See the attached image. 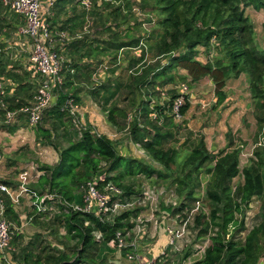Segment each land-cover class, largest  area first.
Listing matches in <instances>:
<instances>
[{
    "label": "trees",
    "instance_id": "trees-1",
    "mask_svg": "<svg viewBox=\"0 0 264 264\" xmlns=\"http://www.w3.org/2000/svg\"><path fill=\"white\" fill-rule=\"evenodd\" d=\"M144 3L152 5L149 0H144ZM133 4V0L103 1L101 4L93 0V6L87 9L81 0H53L49 5L45 19L55 32V41L62 42L57 34L60 31H67L71 36L66 43L62 42L70 59L64 62V81L56 89V101L43 115V120L51 127L42 124L39 127L41 138L49 139L59 154V160L52 166L40 167L44 174L30 187L39 197L45 194L52 196L45 199V210L40 211L33 206L35 222L38 223L41 217H49L51 223L64 227L65 241L60 239L58 228H49L60 243L68 241L70 252L56 247L50 250L51 247L44 245L41 230L26 241L24 232L16 228L21 223L13 201L2 193L6 215L16 224L14 233L17 231V235H13L12 246H19V251L15 247L11 252V261L14 264H113L119 253L125 256L130 251L136 253L132 231L139 206L116 216L111 211L116 197H113L111 209L105 215L76 210L73 206L84 204L85 188L91 180L99 188L115 183L122 188L123 196H135V199L140 190L123 181L143 174L176 185V192L183 201L175 207L163 206L169 214H179L200 204L196 206L194 227L198 228L197 238L208 237L209 244L203 255L190 263L185 262L190 253L187 250L180 264H258L264 256V141L257 144L254 156L242 170L241 152L248 143L237 139L231 129L227 132L226 147L216 153L207 148L204 137L191 149L186 148L184 154L170 142L185 122L191 100L187 94L181 107L183 119L178 123L172 114L173 101L178 96L176 86L187 83L191 88L204 77H210L215 84L217 104H220L226 98L224 88L227 81L238 78L242 73L249 77L255 101L258 130L253 143L264 138V48L258 45L254 23L246 13L249 7L264 10V0H154L153 10H158L161 17L157 28L151 31L138 20ZM90 18L97 22L92 27ZM95 26H100L102 33L109 34L106 39L98 40L96 46L89 42L91 36L86 32ZM200 47H204L207 62L198 59ZM126 48L142 51L138 57L130 55V81L97 84L90 92L94 98H102L103 105L126 94L123 98L129 105L121 107L116 98L107 109L108 119L132 141L140 144L160 167L120 152L116 141L91 126L76 127L77 117L68 106L69 100L75 105L81 101L80 89L75 87V82L82 79L80 75L85 82L91 80L89 65L75 60L76 54L84 51L80 55L82 58L95 52L111 53L117 60L119 52ZM2 56L0 82L5 81L4 86L2 84L8 92L5 99L11 108L28 104L36 93L34 85L26 80L25 73L22 75L17 71L18 67H9L8 60ZM180 69L187 70V74H181ZM7 80L10 85L6 84ZM178 81L181 83L177 84ZM166 86L171 87L165 99L161 100V90ZM11 89H14L13 95H10ZM102 89L105 94L100 96ZM2 122L10 131L16 128ZM59 130H63L62 135L68 139V145L63 148L52 139ZM241 171L244 181L235 185L234 179ZM97 173L99 177L93 179ZM204 176L207 180L203 185ZM0 182L15 187L9 180ZM202 185L205 197L197 193ZM254 198L261 201L259 219L249 228L246 211ZM202 204H208L210 211H204ZM119 232L126 247L116 245ZM73 241L76 244L71 246ZM111 241H115L114 247ZM115 249L118 254L114 256ZM168 250L170 254L160 264H170L171 257L179 253L173 246Z\"/></svg>",
    "mask_w": 264,
    "mask_h": 264
},
{
    "label": "crops",
    "instance_id": "crops-1",
    "mask_svg": "<svg viewBox=\"0 0 264 264\" xmlns=\"http://www.w3.org/2000/svg\"><path fill=\"white\" fill-rule=\"evenodd\" d=\"M44 4H45V6L42 5V13L45 16L46 13L49 11V0H45ZM10 13H12V14L9 16L10 23L7 24L8 28L3 27L2 29H4V30L9 29V33L7 34V36H10V34L13 33L14 35H16V38L17 37L19 38V40L14 41V37H13V40L8 38L7 40L9 41L10 44L4 48V50H6V52L1 51V55H3L2 58L5 57L3 59L8 60L9 67H11L12 65L15 67H18L17 71L19 73H21L22 75H23V73L26 74V75H24V77L26 78L27 81H29L30 83H32L34 85L35 89H33V91L35 90V92H36L38 85L40 84V82L43 79V76L40 73H38L37 71H35V69L33 68L31 61H30V55L32 52V48H33L32 45L33 44L29 38L19 34V27L21 25H23V23H24L23 18L16 13H13V12H10ZM92 19L93 18H91V20ZM92 23L96 24L97 22L94 21V19H93ZM127 26L128 25H126L125 27H127ZM96 29H98V30H95V32H97V37L90 38V41H89V42H94V44H93L94 46H96V44L99 43L98 40L106 39L107 36L105 37V35L109 36V34L107 32L102 33L103 29H101L100 26L96 27ZM102 36H104V37H102ZM55 47L63 54L65 60L70 59V55L68 54L67 47H65V44H62V42H60V40L55 41ZM10 48H12V49L15 48V50H16L15 60H12V50L10 51ZM130 50H131L130 48H126L123 51L119 52V54H122V56L121 57L119 56L120 58H118L117 60L113 59L114 55L111 53L103 55L101 53L95 52L91 56L85 55L81 58L80 55H82V53L84 51L81 50L80 52H78L76 54L75 60H78L80 64H84V65L88 64L89 65V68L91 70V73H90V75H91L90 79L91 80H90V82H85L84 78L81 74L80 76L82 77V79L77 80V82H75V87L77 86L80 89L79 94L81 97V101L77 105V110H78V107H79V109L81 108L80 114L82 115V122L85 124L84 126H91L98 133L106 134L111 139L116 141L119 144L118 148H119L120 152H122L124 154H128V155H132L134 157H137V155H133L131 153V150L134 149L133 146H138L141 149V150H139V152L143 151V153H145L146 151L140 146V144L132 141L129 137L127 138V136L124 137V135L122 133H125V132L118 130L117 126L114 125L112 122H110L108 119V110L107 109L110 107L112 102L117 97L115 99H112L109 103H106V105H103L102 104L103 103L102 98L98 100V99L94 98L92 93L90 92L91 91L90 89H92V87L97 85V84H102V83H106V82L110 81L112 83L111 85H113V83H116L117 80H120L119 79L120 74H121L120 69H123L122 66L127 65V70L130 73V67H129L130 66V55H133ZM4 52L6 53V55H4ZM141 53H142V51L139 50L137 53L138 56H140ZM134 56H136V55H134ZM148 57L149 56H147V58ZM198 59L201 60L202 62H207L208 56L203 51L201 53L200 57H198ZM180 70H181V74H187V70H185V69H180ZM84 72H85V70H84ZM204 78H206V77H204ZM207 78H209L211 80V84L213 86L211 93H213L212 96H214L215 95V84L210 77H207ZM8 82L9 81L7 80L6 84L10 85L11 82H9V83ZM0 83H1L0 85H2L3 83H5V81H1ZM199 83H201V80L197 83V86H196L197 87L196 89L197 90L199 89L200 93L196 92V94H194V93L191 94L190 108L185 115V122L183 123L182 127L178 131V134L176 133L175 139H173L171 141V144L181 145L186 141L187 142L190 141L189 142L190 144L194 143V145H195L200 141V139L202 137H204V141H205L207 148L210 151L216 153L219 150H222L226 147V145L228 143L227 132L229 129L232 130V133L235 135V137L237 139H241V137L243 139H245L244 130L246 129V127L244 125V118H243L244 114L247 111V108L251 107L250 109L252 111L255 110L254 109L255 101L252 98V93H251V89H250V85H249L248 75L246 73H242L238 78H231L227 81L226 86L224 88V90L226 92V98L220 104H217V100H218L217 97H213V102H211V103L209 102L210 104L206 103L204 99L203 100L199 99V94H203L202 86L199 85ZM170 87L171 86H166L164 89L161 90V96H159V97H162L161 100L165 99V96L167 95V90ZM176 88L178 91L179 85L176 86ZM113 89H114V87L112 88V90ZM7 93L8 92H6V94ZM13 93H14V89H11L10 95H13ZM104 94H105V90L102 89L100 92V96H103ZM118 94L120 95V93H118ZM118 94H117V96H119ZM85 96H87L88 98H90V96H91L93 99L90 98V99L85 100L84 99ZM83 100H84V102H83ZM161 100H159V101H161ZM54 101H56V99ZM85 101L86 102L90 101L89 106H87V104L85 105ZM92 102H93V106H92ZM194 103H196V105ZM94 104H95V107H94ZM197 105H199V108ZM250 109H249V111H250ZM42 122H43V120H42ZM3 125H6V124H4L2 122V120L0 119V131L1 130L10 131V129L8 127L3 126ZM10 126L16 127L15 129H21L24 126H26V127H37V126L30 125L27 121L26 116L23 114L20 115L19 119L14 124H11ZM15 129H13V130H15ZM13 130H11L10 132H12ZM60 131L61 130H59L58 132H60ZM183 131H187V134L182 135L181 132H183ZM119 134H121V135H119ZM6 149H7L6 147H4V146L1 147V145H0V180H9L12 182L13 185H15V191L18 194V197H17L18 202L14 203V207L19 214L20 223H21L20 226H19V224H17V225L15 224V225H16L17 230H21L25 234L27 225L29 224V220H31L32 219L31 216L34 215L33 205H32L33 199L31 198L30 194L22 193L21 183L23 180L21 177L17 181H14L12 179L10 180V179H7L4 177L2 169H5V164L3 163V161H4V158L6 156L7 157L9 156V155H7ZM58 160H59V154L57 152L56 159L53 163H51V165L57 163ZM31 165L32 166L29 167L31 169V173L29 171H27L28 169L24 171V172H27V180H26L27 184L26 185L28 187H30V185H32V184H36L38 182L39 178L41 177V175L44 174V171L40 170V169H35V171H33V169L35 167L33 164H31ZM13 168L14 167H11L9 171L5 170V173L13 171ZM2 183H4V182H2ZM156 189H157L158 197L155 201H150L151 202L150 207H152L154 210H157V211L159 210V212L162 213V214H160L159 212H158V214L156 213L157 215H156L155 219H157V220L153 219L154 217L151 216L150 213H147V215L144 213L145 211L150 210L148 207L141 208L139 206L140 210H142L141 211L142 216H148L147 220H150V222H149V225H150L149 236L147 235V237L145 238L144 237L145 233H142L143 232L142 230H138L137 231L138 237L136 235L133 238L134 239L133 242L136 245V247L133 250L142 259L139 261L140 264H145L147 262V260H149L150 258L159 256L165 250H168V249L172 250V246L170 245V241H169L170 235L168 234V231H166L162 225L165 222V219H163L166 217L165 215L169 216L170 214L165 209H160V207L158 209L157 202H158L159 198H161V196H163V193L160 191V189H158V188H156ZM140 215L141 214H139V216ZM139 216H138V218L141 219V217H139ZM38 221H39V219H38ZM135 226H136V224H135ZM152 226H154V227H152ZM143 230H144V232H146V229L143 228ZM26 233H27V231H26ZM26 238L30 239V238H32V235H27ZM140 238L144 239L143 242L139 241ZM137 240H138V242H137ZM124 247H126V245H124ZM204 249L202 250V254H200L198 258H200L203 255ZM187 250H190V249H188V247L183 248L181 253H180L181 258L177 260L178 263L173 262V264H180L181 261H183L182 258L185 256V252H188ZM119 254H121V253H119ZM128 254H129V252L126 255H128ZM119 256H123L124 261H120ZM194 256H196L195 251H191L189 253V256L186 258L185 262L186 263L192 262L193 260L196 259V258H194ZM3 258L4 257L0 254V264H5L4 263L5 260ZM126 258H127V256H125V255H118V258L113 263L114 264L115 263L116 264H118V263L119 264H130V263L131 264H137L138 263V262L132 263L131 261L127 260L128 258L127 259ZM258 264H264V256Z\"/></svg>",
    "mask_w": 264,
    "mask_h": 264
},
{
    "label": "rangeland",
    "instance_id": "rangeland-1",
    "mask_svg": "<svg viewBox=\"0 0 264 264\" xmlns=\"http://www.w3.org/2000/svg\"><path fill=\"white\" fill-rule=\"evenodd\" d=\"M44 2H45V0H41V4L45 6ZM99 2L101 3V0ZM149 2H152L151 6L146 5V3H144V0H133V3H134L133 5H134V12L137 14L138 20L143 23V25H144L143 27H145L146 29L151 31L153 28H157V22H158L159 18L161 17V15H160V12L158 10H156V11L153 10L154 0H149ZM246 13L250 16L252 22L254 23L255 38H256L258 45H260L261 47L264 48V28H263L264 10L263 9L262 10H255L254 8L249 7V8H247ZM11 14L12 13H10L8 11V9L3 4L0 5V55H1V51L6 52V50H4V48L10 44L9 41L7 40L8 38L13 40V37H14V41L19 40V38L17 37L18 38L17 39L16 35H14L13 33H11L10 36H7V34L9 33V29H7V30L2 29L3 27L8 28L7 24L10 23L9 16ZM92 20L90 18L89 24L91 25V27L93 25ZM123 27H124V29L126 28L125 26H123ZM89 29H91V28H89ZM89 29H87L86 32L91 36V38L97 37V32H95V28H93L91 30H89ZM92 35H93V37H92ZM106 36L108 37V35H105V37ZM102 37H104V36H102ZM133 49L130 50L132 52V54L138 56L137 53L140 49L139 48H133ZM203 49H204L203 47H200V52L198 54L199 55L198 57H200L201 53L204 51ZM11 50H12V60H15L16 50H15V48L14 49L10 48V51ZM5 52H4V55H6ZM214 53L216 54V51ZM119 56L121 57L122 54H119ZM3 58H5V57H3ZM122 67H123V69H120L121 74H120L119 79L122 80L123 83H127L128 81H130V73L127 70V65L122 66ZM179 72L181 73V70H179ZM179 83H181V81L177 82V84H179ZM199 85H201L202 89H203V94H199V99H202V100L204 99L206 103L213 102V97H217V95L215 93V95L212 96L213 93H211V90H212L213 86L211 84V80L206 77L203 80H201V83H199ZM3 86H4V84H3ZM196 86H197V84H195L193 87H191L190 97H191L192 93L196 94V92H199V89L197 90ZM125 95H126L125 93L123 95L121 94L120 97L118 98V101L120 103L119 105L121 107H126L127 105H129L128 101H124L123 97ZM90 98L93 99L91 96H90ZM90 98H88L87 96L84 97L85 100L90 99ZM83 102H84V100H83ZM89 103H90V101L89 102L85 101V105L87 104V106H89ZM194 104L196 105V103H194ZM92 106H93V102H92ZM197 106L199 108V105H197ZM94 107H95V104H94ZM250 108H247V111L245 112L244 117H243L244 118V125L246 127V129L244 130L245 139H243L240 136L242 143L243 142L248 143L246 145L245 150L241 152V157H240L241 170L243 169V167L245 165L248 164L249 158L254 156L253 153L251 152L252 151L251 144H252L253 139L255 138V134L257 133V130H258L256 116L254 114V111H252ZM249 109H250V111H249ZM80 111H81V108L79 109V107H78V111H77L78 125H75V126L76 127L79 126L81 128V126L83 127L85 124L82 122V115L80 114ZM177 122L181 123V121H177ZM41 124L45 127H51L49 123H47V122H45V120H43V122L40 123L37 127H26V126H24L23 128L15 129L12 132L4 131V130L0 131V145H1V147L4 146L7 148L6 149L7 155H9L8 157L6 156L4 158V161H3V163L5 164V169H2V170H3V175L5 178L17 181L21 177V175L24 173L25 170L28 169L27 171H29L31 173V169L29 168L30 166H32L31 164L34 165L35 168L33 169V171H35V169H41L40 167H42L43 165H46V164L51 165V163H53L55 161L57 150L50 143L49 139L41 138L42 137L41 131L39 130V127ZM62 133H63V130H61L58 134H56V136L52 137L54 143H56L60 148H63V147L68 145V139L65 138L62 135ZM122 134L124 135V137L127 136V138H128V135H126L125 133H122ZM181 134L185 135V134H187V131H183V132H181ZM119 135H121V134H119ZM189 142L186 141L185 144H181V145L175 144V145L178 146L179 149L181 150V153L184 154V152H186V150H187L186 148L191 149L194 146V143L191 142L192 144H190ZM133 147H134V149L131 150V153L133 155H137L138 158L143 159V160H145V161H147V162H149V163H151L157 167H160L158 163H155L151 159L149 154H147L146 152L143 153V151L139 152V150H141V149L138 146H133ZM102 163H103L102 165H104V162H102ZM11 167H14L13 171L5 173V170L9 171ZM99 175L100 174L97 173L93 179H96L97 177H99ZM206 180H207V177L204 176L203 182H202L203 185L206 183ZM242 181H244V176H243V173L241 171L239 173V175L234 179V183H235V185H238ZM123 182L124 183H132L134 189L140 190V193H139L138 197L135 199H134L135 196H131V198L125 197V196H123V194L120 196H117L115 198V203H114L112 210H111L114 216L122 213L123 211H125L127 209H133V208L135 209L137 206H140L141 208L148 207L150 210H147L145 212L143 211V212L146 215H147V213H150L151 216L154 217L153 219H155L159 210L157 211V210H154L152 207H150L151 206L150 201H155L158 197L156 188L160 189V191L163 193V196H161V198H159V200L157 202L158 209H159V207H160V209H163L162 208L163 206L168 207L169 205H172L173 207H175L176 205H179L183 201V198L179 194H177V192H176V189H175L176 185L175 184H170V183L164 182L163 180H159L156 177L149 178L143 174H139V175L134 176V177H127L126 179H124ZM203 185L198 189V192H197L199 195H201L200 197L205 195V190H204ZM197 205L200 206V204H198V203H197ZM202 205H203L202 209L204 211H206V212L210 211V207L208 206V204H202ZM196 206L194 208L185 209V210H183V212H181L179 214L178 213L175 215L170 214L169 216L164 214L166 217L163 218V219H165V222L162 225L165 228V230L168 231L170 238L172 237V235L175 236V240L177 242V248L178 249L174 250V251L179 252V253H177V256L171 257V259L169 260V263H171V264H173V262L178 263L177 260L181 258L180 253H181L183 248L188 247V249H190V252L195 251L196 256H194V258L197 259L199 257V255L202 254V250L207 246V244H209L208 237L200 238V239L197 238L198 228L195 229V227H194V224H195L194 217L196 215V210L198 207V206L197 207ZM260 206H261V201L258 198H254L249 209L246 211V223H247V226L249 228H251L256 222H258V219H259L258 214L260 211ZM141 211L142 210L139 211V214H141V215L140 216L138 215L139 217H141V219H139L137 217L135 220H133V221H135L136 226L133 229L132 233L134 236L137 235V237H138L137 231L142 230L143 231L142 233H145L144 237L146 238L147 235L149 236V229H150L149 222H150V220H147L148 216H142ZM183 213L186 214V216H184ZM160 214H162V213H160ZM35 217H34V215L31 216L32 219L29 220V224L27 225V228H26L27 233L25 231V235L26 236L27 235L33 236V235H35L36 232L41 230L43 232L44 245L47 244L49 247H51L50 250L53 251V247L59 248L61 250H63V249L68 250L67 248H68V246H70L67 244L68 241L64 242V243L59 242L60 239L64 240V235L66 233L65 228L62 226L55 225L56 223H51V220L49 217H41V218H39V222L37 223V222H35ZM155 220H157V219H155ZM49 227H51L53 230L58 228V230L60 232V239L57 238L54 233H50ZM152 227H154V226H152ZM143 228L146 229V232H144ZM16 233H17V231H15L14 235H17ZM143 240H144L143 238L139 239V241H141V242H143ZM26 241H29V239L26 238ZM169 241H171V240L169 239ZM137 242H138V240H137ZM69 244H70V242H69ZM75 244H76L75 241L71 242V246H73ZM111 245H112V247H114V244L111 243ZM15 247L17 248V251H19V246L18 245L13 246V250H15ZM13 250H11L8 253L6 252V254L8 255V257H10V259L13 258V254L11 253ZM68 251L70 252V250H68ZM130 253L131 252H129V254ZM112 254L114 256L116 254H118L117 250L115 249L114 253H112ZM118 255H120V254H118ZM119 260L124 261V257L119 256ZM140 260H142V259H140ZM136 262H138L137 264H140L139 260L135 261V263ZM4 263H5V261H4ZM108 263H109V261H108ZM132 263H134V262H132ZM5 264H7V263H5ZM85 264H87V263H85Z\"/></svg>",
    "mask_w": 264,
    "mask_h": 264
},
{
    "label": "built area",
    "instance_id": "built-area-1",
    "mask_svg": "<svg viewBox=\"0 0 264 264\" xmlns=\"http://www.w3.org/2000/svg\"><path fill=\"white\" fill-rule=\"evenodd\" d=\"M98 4L100 0H97ZM112 1L115 0H101ZM2 4L8 9V11L20 15L24 23L19 27V34L26 36L32 42V52L30 55V61L38 73L43 76L42 81L37 87L34 98L28 104H24L17 108H11L10 103L5 99V90L0 85V119L8 124H14L20 117L25 115L27 121L32 126H38L42 120L46 109L51 107L56 97V89L64 81L62 71L64 69L65 58L63 54L55 47V32L50 28V24L46 21L45 16L42 13L41 0H1ZM53 0H49L51 5ZM100 3V4H101ZM81 4L89 9L93 6V0H81ZM63 43L70 40L71 36L67 31H60L57 33ZM190 87L187 83H181L179 85L178 96L173 101L172 114L176 121H181L183 115L181 113V107L184 105L186 95L190 94ZM68 106L73 115L77 117V105L73 104L71 100L68 101ZM76 125H78L77 118L75 119ZM264 138H261L258 143L251 144L252 153L255 147L263 144ZM246 145L243 146L244 151ZM22 178V193L31 195L33 199L32 205L38 208L40 211L46 209L45 199H51L52 196L45 194L39 197L38 194L28 187L26 184L27 172L21 175ZM2 193L9 195L13 203L18 202V194L15 191V187H11L6 183L0 182V254L7 264H13L6 252L13 250L12 239L14 235V223L8 219L6 215L5 201ZM123 191L120 186L115 183H108L103 188H99L94 180L87 183L84 193V204L82 206H73L76 210L84 212H95L98 215H105L111 208L110 203L113 197L122 195ZM122 234L119 232L117 235V247H124L126 245ZM170 245L177 250V242L175 236L170 238ZM115 245V241L110 244ZM134 245L135 243L132 242ZM170 254V250H165L157 257L150 258L145 264H160ZM127 258L131 262L137 260L140 261V256L136 253L127 255Z\"/></svg>",
    "mask_w": 264,
    "mask_h": 264
},
{
    "label": "water",
    "instance_id": "water-1",
    "mask_svg": "<svg viewBox=\"0 0 264 264\" xmlns=\"http://www.w3.org/2000/svg\"><path fill=\"white\" fill-rule=\"evenodd\" d=\"M167 60H165L164 62L166 63Z\"/></svg>",
    "mask_w": 264,
    "mask_h": 264
}]
</instances>
